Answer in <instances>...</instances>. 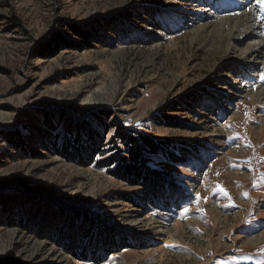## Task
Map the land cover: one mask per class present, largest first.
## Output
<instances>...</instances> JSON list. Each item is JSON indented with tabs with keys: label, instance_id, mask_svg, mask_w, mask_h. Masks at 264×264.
Listing matches in <instances>:
<instances>
[{
	"label": "rangeland",
	"instance_id": "374dc122",
	"mask_svg": "<svg viewBox=\"0 0 264 264\" xmlns=\"http://www.w3.org/2000/svg\"><path fill=\"white\" fill-rule=\"evenodd\" d=\"M219 2L231 0L208 6ZM261 2L248 6L264 23ZM199 6L0 0V264H264V240L246 242L264 235V99L245 92L264 90V62L244 72L238 63L260 39L195 31ZM58 34L70 47L49 54L43 46ZM104 111L201 154L192 164L152 156L149 170L168 182L151 201L97 163L42 147L55 135L44 115L83 122ZM87 218L108 226L106 235L99 229L87 241Z\"/></svg>",
	"mask_w": 264,
	"mask_h": 264
},
{
	"label": "trees",
	"instance_id": "16d2710c",
	"mask_svg": "<svg viewBox=\"0 0 264 264\" xmlns=\"http://www.w3.org/2000/svg\"><path fill=\"white\" fill-rule=\"evenodd\" d=\"M82 28L75 27L73 29L71 27L70 29L72 34L81 39L89 41L96 39V34H92L91 30L85 29L82 32L80 31ZM82 43L83 41L73 42L75 45H82ZM69 44L68 37L58 34L56 38H50L43 49L52 54L61 48L70 47ZM76 47L83 49V46ZM111 116L109 111H104L101 114L92 112L83 119V122H75L62 114L44 115L46 128L55 135L44 140L46 145L42 147L46 151L53 150L62 158L75 163L87 166L97 163L99 167L106 169L108 176L121 179L129 186L146 189L143 194L140 193L138 198L147 199L150 197L151 201L156 199V195L163 192V185L168 182L160 174L149 170L152 156L177 161V155H182L189 164H192L194 159L201 154L199 149L193 147L186 148L183 145L176 147L171 140H154L145 132L126 128L114 116ZM93 121L101 124L102 130ZM62 122L65 126H62ZM107 137L109 138L106 140ZM99 156L100 158L96 161V157ZM192 157L195 158L192 159ZM179 160L186 161L180 158ZM86 221L83 234L85 239L90 232L95 237L99 229H106L104 230V235H106L108 226L94 224L88 218ZM109 238L111 237L109 236ZM80 256L81 254L78 255V258Z\"/></svg>",
	"mask_w": 264,
	"mask_h": 264
},
{
	"label": "bare ground",
	"instance_id": "6f19581e",
	"mask_svg": "<svg viewBox=\"0 0 264 264\" xmlns=\"http://www.w3.org/2000/svg\"><path fill=\"white\" fill-rule=\"evenodd\" d=\"M251 1L252 0H231V2L226 3L219 2L220 6H213L212 3L211 6H208L210 0H199L200 6L196 11L194 10V17H196L194 22L198 23V27L195 29L197 32L203 33L213 29L219 32L220 35L221 33H226L228 41H232L233 39L235 41H243L251 37L260 39L259 42L256 43V40L246 43L244 47L245 56L243 60H239L240 62L237 61L239 65L243 67V72L245 69L252 66H256L257 69L259 68L261 70L258 62H261L260 59L264 62V34H262L264 23H262L260 18L258 19L259 15L257 13V8L255 10L253 6H248ZM232 7L246 8L240 12H233V10H231L233 9ZM255 61L256 64L254 63ZM256 75L260 74L256 73ZM253 78L254 75L252 79ZM260 88L258 87L256 90L252 89L253 92L249 91L247 88L245 92H247L248 95L254 93L257 98L264 99V90H262V87ZM263 240L264 235H260L248 239L246 242L256 244Z\"/></svg>",
	"mask_w": 264,
	"mask_h": 264
},
{
	"label": "snow or ice",
	"instance_id": "6c2138e0",
	"mask_svg": "<svg viewBox=\"0 0 264 264\" xmlns=\"http://www.w3.org/2000/svg\"><path fill=\"white\" fill-rule=\"evenodd\" d=\"M261 8L264 9V3H261ZM261 79H264V75L261 76ZM217 189H218L220 192H222L225 196L228 195L227 192L223 189L222 186L217 185V186H216V189H214V191L217 190ZM245 195H246V194H245ZM196 201H197V202L199 201V194H198V193L196 194ZM188 211H189V209H188L187 207H184V208L181 210L180 215L183 216V215H184L185 213H187ZM201 211H202V210H201Z\"/></svg>",
	"mask_w": 264,
	"mask_h": 264
}]
</instances>
